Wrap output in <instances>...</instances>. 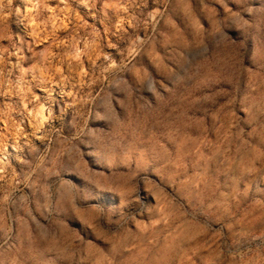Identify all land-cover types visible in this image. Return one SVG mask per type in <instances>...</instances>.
I'll return each mask as SVG.
<instances>
[{
  "label": "clouds",
  "instance_id": "obj_1",
  "mask_svg": "<svg viewBox=\"0 0 264 264\" xmlns=\"http://www.w3.org/2000/svg\"><path fill=\"white\" fill-rule=\"evenodd\" d=\"M258 220L264 0H0V264H264Z\"/></svg>",
  "mask_w": 264,
  "mask_h": 264
},
{
  "label": "rangeland",
  "instance_id": "obj_2",
  "mask_svg": "<svg viewBox=\"0 0 264 264\" xmlns=\"http://www.w3.org/2000/svg\"><path fill=\"white\" fill-rule=\"evenodd\" d=\"M205 106H207V105H205ZM199 107L200 106L198 105L196 108L191 109L188 112V115L192 116L193 119H195V117H199L200 115H202V112L198 110ZM192 134L193 135L196 134L194 129L192 131ZM173 139H175V137H173ZM169 147H171V144H169ZM84 159L87 162L88 167H93L92 162L87 157H85ZM152 179L155 180V177H152ZM156 182L159 183V181H156ZM166 191H168V190H166ZM254 199L255 198L250 195L248 200L245 201V204L246 205H251ZM106 202L109 203V204L113 203L112 200L106 198V201L104 202V204L94 206L92 209H90V211H97L99 208H102V207L106 206ZM181 203H183V202L181 201ZM185 207H187V206H185ZM67 223H68L69 228L80 231L79 230V226L74 221L69 220ZM262 226H264V220H258L257 223H256L257 230H259ZM80 235L83 237V239L85 241L91 239L83 231H80ZM93 243L99 245V247H101V248L105 247L98 240L93 241ZM105 250H107V249H105ZM62 255H66V254L62 253ZM81 255H82V253L77 252L75 254V256H68L69 264H80ZM193 259L196 261V264H200V256H199V254L197 256H194ZM100 260H101V264H103V257H101ZM44 264H59V262L57 261L56 256L52 255L46 261H44ZM168 264H179V261L176 258L175 253H170L169 254Z\"/></svg>",
  "mask_w": 264,
  "mask_h": 264
}]
</instances>
